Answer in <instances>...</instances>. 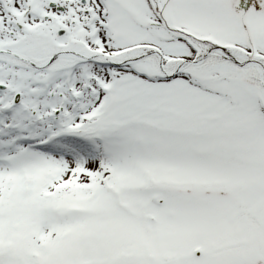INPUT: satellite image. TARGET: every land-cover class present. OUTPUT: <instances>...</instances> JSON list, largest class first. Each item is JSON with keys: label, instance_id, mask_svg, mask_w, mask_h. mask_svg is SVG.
<instances>
[{"label": "snow or ice", "instance_id": "6c2138e0", "mask_svg": "<svg viewBox=\"0 0 264 264\" xmlns=\"http://www.w3.org/2000/svg\"><path fill=\"white\" fill-rule=\"evenodd\" d=\"M0 264H264V0H0Z\"/></svg>", "mask_w": 264, "mask_h": 264}]
</instances>
